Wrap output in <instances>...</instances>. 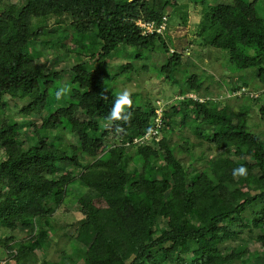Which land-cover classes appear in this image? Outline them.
<instances>
[{
	"label": "trees",
	"instance_id": "obj_1",
	"mask_svg": "<svg viewBox=\"0 0 264 264\" xmlns=\"http://www.w3.org/2000/svg\"><path fill=\"white\" fill-rule=\"evenodd\" d=\"M21 1L34 4L35 10L30 13L16 4H7L0 10V104L5 95L16 96L19 91V96L30 100L24 108L26 112L58 113L63 129L73 134L77 146L86 152L93 147L94 139L89 134L93 124L110 122L118 131L120 145L109 147L78 177L73 178L68 172L53 179L47 174L54 172L55 164L68 158L67 153L78 147L71 145L69 152L59 148V153L53 142L20 147L17 129L6 121L0 122V148L18 151L0 159L1 223L21 221L31 227L40 225L63 201L69 182L76 180L86 189V195L101 197L107 204L86 213L77 227L75 240L83 246L87 264H240L245 249L223 252L220 245L232 239L228 226L233 225L235 218L242 217L250 200L264 198V146L258 136L242 129L244 113L230 112L219 103L208 104L192 98L181 101L180 107L172 106L169 113L170 117L179 113L183 125L192 112L210 126L202 136L219 151L218 182L212 181L207 171L189 180L165 137L155 145L134 146L140 171L135 168L130 174L125 165L126 143L152 127L154 108L144 120L139 118L138 108H130L132 115L127 122L109 119L118 94L108 87L105 70H87L80 65L72 67L70 82L74 87L65 103L49 105L48 89H42V85L53 82L58 72L32 64L35 56L27 50L30 40L43 32L44 18L65 14L71 18L74 46L89 50L91 47L85 41L90 34L96 36L101 48L98 62L103 63L120 45L140 51L153 49L156 42H162L166 48L162 35L167 27L162 34H141L135 20L158 24L174 0ZM201 3L203 12L196 36L206 35L207 44L227 51L229 68L257 70L258 79L264 82V1L260 17L253 18L233 4L206 0ZM34 19L39 20L34 22ZM180 62V54L174 53L163 66L168 78ZM124 66L129 68L130 64ZM186 85V90L196 92L201 82L191 75ZM54 89L53 86L50 91ZM77 112L85 117H78ZM260 112L264 115V107ZM167 115L164 111L163 118ZM173 121L171 118L164 121V127ZM231 148L239 149L241 156L225 157ZM254 163L259 165L257 173L253 172ZM28 164L33 165L37 177L24 173ZM240 165L247 169L244 178L248 186L259 192L246 194L243 202L235 203L238 187L232 170ZM142 196L150 200L153 210L140 203ZM155 217L166 224L158 234L153 228ZM247 226L264 229V217L249 220ZM261 240L264 243V237ZM182 249L187 253L186 258ZM132 252L134 256L127 261L125 258ZM14 258L19 262L22 255L16 254Z\"/></svg>",
	"mask_w": 264,
	"mask_h": 264
},
{
	"label": "rangeland",
	"instance_id": "obj_2",
	"mask_svg": "<svg viewBox=\"0 0 264 264\" xmlns=\"http://www.w3.org/2000/svg\"><path fill=\"white\" fill-rule=\"evenodd\" d=\"M206 1L214 4H233L242 9L247 17L253 18L260 17L261 3L264 0ZM7 4L24 7L30 13L35 10L34 4L21 0H0V10ZM202 12L201 0L172 1L164 10V15L168 17L167 30L162 35L166 48L163 47L162 42H156L153 49L140 51L120 45L103 60V63L97 61L101 48L94 34H90L85 41L91 49L87 50L86 47L83 49L72 43L74 32L70 25V16L65 14L44 18L43 32L30 40L27 50L35 56L32 64H41L50 71L58 72L53 82L42 85V89L47 88L49 92L46 94V102L49 105L65 103L74 87L70 82L72 67L80 65L87 70L101 68L105 70L108 87L116 94L119 95L124 90L129 92L132 101L130 108L139 109V118L147 119L150 109L155 108L158 102L161 104L163 113L166 111L168 115L163 118L159 139L165 137L168 140L174 156L186 169L189 180L200 172L207 171L210 179L218 182L221 177L219 165L216 163L219 151L202 136L207 134L210 126L201 122L192 112L188 114L185 124H180L179 113L169 116L172 106L180 107L181 101L192 98L202 99L208 104L219 103L230 112L244 113L242 129L250 135L258 136L264 146V115L260 112V108L264 107V82L258 79L257 70L240 71L229 68L227 51L207 44L204 41L206 35L196 36ZM184 13H186L185 20ZM138 20L143 21L138 18L135 20V25ZM174 53L180 54L181 62L171 78H168L167 73L162 69ZM129 64V68H124V65ZM191 75H195V78L201 82L200 89L196 92L186 90V81ZM53 86L55 89L50 91ZM62 87H66L68 91L57 99L54 92ZM29 101L28 97L24 99L19 96L17 91L16 96L5 95L0 104V122L6 121L17 129L20 147L53 142L57 153L59 148L69 152L71 145L78 147L76 137L63 129L62 117L58 113L26 112L24 108ZM152 115L151 121H153ZM77 116L85 117L81 112H77ZM169 118L174 121L164 127V121L167 122ZM89 134L94 139L90 152L78 147V150L67 153L68 158L58 161L55 164V171L47 174L49 178L57 179L68 172L76 178L80 172L90 168L91 163L101 157L109 147L120 145L118 131L110 122L101 121L97 125L93 124ZM144 135L132 137L137 140L136 143H126L125 165L130 174L135 168L140 171L135 162L134 146L155 145L158 141L154 135L150 137ZM141 138L143 139L139 140ZM17 152L15 148L8 150L0 148V159ZM240 156V150L237 148H231L225 153L227 158L236 159ZM258 168L259 165L254 163L253 172L257 173ZM23 170L27 176L37 177L33 165L28 164ZM236 180L238 197L235 203L243 202L246 194L252 196L259 192L250 188L244 177H237ZM2 191L0 188V195ZM86 194V189L76 180H72L67 185L63 201L47 216V219H42L40 225L36 223L31 227L21 221H14V224L0 221L2 264H87L84 248L75 240L76 230L86 213L105 207L107 204L101 197ZM139 201L153 210L150 200L145 196ZM258 216L264 217V198L250 200L242 217L235 218L233 225L228 226L232 239L220 245L223 252H229L232 248L245 249L246 255L240 264H264V243L261 240L264 237V229L259 226L252 228L247 226L249 220ZM154 223L156 234L166 225L160 217H155ZM19 253L22 259L17 262L14 257ZM182 253L186 258L187 253L184 249ZM133 256V252L129 253L125 259L128 261Z\"/></svg>",
	"mask_w": 264,
	"mask_h": 264
},
{
	"label": "built area",
	"instance_id": "obj_3",
	"mask_svg": "<svg viewBox=\"0 0 264 264\" xmlns=\"http://www.w3.org/2000/svg\"><path fill=\"white\" fill-rule=\"evenodd\" d=\"M166 22H167V16L163 15L161 17V21L157 24L154 21H141L138 20L136 23L137 26H139L141 30V34H162L166 30ZM200 101H203L202 99H199ZM153 123L152 127L146 131L144 134V137H150V135H154L156 140H159L160 138V129L163 127V107L158 102L155 105L154 113L152 115ZM159 136V137H158ZM143 138L139 139L142 140ZM136 139H132L129 143H136ZM128 144V143H127ZM3 262L0 261V264Z\"/></svg>",
	"mask_w": 264,
	"mask_h": 264
},
{
	"label": "clouds",
	"instance_id": "obj_4",
	"mask_svg": "<svg viewBox=\"0 0 264 264\" xmlns=\"http://www.w3.org/2000/svg\"><path fill=\"white\" fill-rule=\"evenodd\" d=\"M68 91L66 87L59 88L55 95L57 99H60L63 94ZM132 101L130 94L127 90L122 91L116 98L112 107L109 119L122 120L127 122L131 118L130 106ZM233 177H245L247 175V169L244 165H240L232 170Z\"/></svg>",
	"mask_w": 264,
	"mask_h": 264
}]
</instances>
